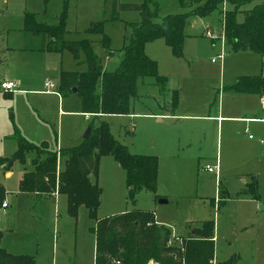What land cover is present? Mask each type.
Returning <instances> with one entry per match:
<instances>
[{"label": "rangeland", "instance_id": "rangeland-1", "mask_svg": "<svg viewBox=\"0 0 264 264\" xmlns=\"http://www.w3.org/2000/svg\"><path fill=\"white\" fill-rule=\"evenodd\" d=\"M7 1L0 0V80L18 76L29 83L28 86L18 85L21 90H42L46 80L57 83L60 70H85L82 53L76 60L67 49L51 54L32 50L39 41L20 30L24 12H31L39 22L54 24L63 0H49L46 13L49 1L46 4L44 0ZM117 1L139 3L142 0ZM155 2L160 15L190 9L178 7V0ZM258 3L264 0L242 4L240 9L246 10ZM111 4L112 0H70L65 18L64 38L90 42L106 71H113L122 59L123 39L129 33L125 22L139 18L136 11H119L117 20H111ZM221 8L222 3H219L217 9L200 18L198 29L192 27L193 17L189 19L184 26L186 36L180 56L174 55L162 38L145 44V54L156 61L157 72L166 77L165 88L169 92L166 99L171 89H178L179 98L173 112L179 105L180 113L193 117L173 116L161 122L153 117L127 114L104 117L113 137L130 153L157 156L155 190H141L131 205L126 198L125 172L108 155L100 156L97 176L90 179L97 182L101 192L97 218L115 216L133 208L151 211L170 234L178 235V240L195 232L202 221L213 220L210 264L225 260L233 252L239 255L238 264H264V125L228 123L222 119L217 123L207 117L217 114L218 97L220 95L219 103H222L225 96L222 91L218 92L224 77L222 69L226 75L248 70L253 71V75L259 74L262 65L257 61L262 55L235 53L218 36L222 28L221 13H218ZM230 8L227 2L223 6L224 10ZM237 18L241 21L242 13H238ZM97 23L99 29L87 31L90 25ZM206 30L214 38L205 36ZM103 37L108 39V49L102 43ZM220 52L223 53L221 63L216 59ZM244 54L250 56V61H245ZM192 56L197 57V61L192 62ZM211 58L216 60L211 62ZM227 79L230 78H224ZM140 81L145 84L140 85ZM152 82L150 77L138 80L139 92L156 96L157 88ZM20 89L11 94L0 91V157L11 158L15 151L16 141L12 136L15 129L35 144L47 141L52 149L81 142L89 119L80 113V99L75 93L61 97L58 102L56 93L44 95ZM225 93V104L231 102L230 95H237ZM145 105L134 102L131 111L147 112L149 108L157 111L149 98ZM223 107L221 114L227 115L226 106ZM230 108L234 109L235 105ZM66 109L79 112H59ZM31 157L32 153L26 154L24 165L27 168H30ZM215 157L217 178L204 169L206 164L214 166ZM24 165L14 160L10 170L0 169V184L6 190L9 203L8 208L0 207L5 208L0 212L1 246L9 252L33 255L36 264H94V235L90 230L94 221L89 218L87 209L80 206L75 215L68 213L63 194L33 207L30 193H17ZM8 170L7 176L4 172ZM250 172L257 177L259 199L253 200L241 193L245 189L242 180L248 181L246 175ZM222 194L224 196L220 197ZM159 199L166 202L160 203ZM180 251L182 255L183 246ZM181 257L177 258L184 264ZM148 264H153V260Z\"/></svg>", "mask_w": 264, "mask_h": 264}, {"label": "trees", "instance_id": "trees-1", "mask_svg": "<svg viewBox=\"0 0 264 264\" xmlns=\"http://www.w3.org/2000/svg\"><path fill=\"white\" fill-rule=\"evenodd\" d=\"M48 1L44 0L45 4ZM251 1L224 0L231 8L223 12V0H178V7L190 8L189 11L160 15L155 0H142L139 3L112 0L111 20H117L119 11H136L139 15L137 20L125 22L129 33L123 39L122 59L113 71L103 69L101 60L86 39L64 38L69 0H63L62 10L54 24L39 22L34 14L24 13L21 29L38 39V51L58 53L67 49L76 60L80 53L84 55L86 70H60L55 86L61 97L69 95L71 89L76 88L80 112L90 115V129L87 137L79 144L59 147L58 150L50 148L47 141L35 144L15 129L12 136L16 141V149L11 158L0 157V166L10 168L14 160L24 165L26 154L32 153L30 168L25 165L23 167L18 191L33 194L38 202L54 192L63 194L67 211L73 215L80 206L87 209L89 218L94 221L90 227L94 235V264H148L150 259L153 264H180L181 256L184 264H210L209 260L213 256V220L202 221L195 232L180 237V240H173L168 245L171 234L165 225L156 222L151 211L133 208L115 216L97 218L101 192L97 182L91 181L90 176H97L100 156L108 155L125 172L126 198L131 205L141 190H155L157 156L130 153L113 137L102 116L129 114L133 102L140 98L137 92L138 80L145 77L152 78V84L158 88L159 94H164L166 77L157 72L156 61L145 54V43L162 38L172 53L180 56L186 36V23L191 17L209 15L217 9L219 3H222V8L218 10L223 17L222 36L231 50L263 54L264 3L254 4L246 10L240 9L242 4ZM238 13L243 15L241 21L237 18ZM99 28L97 23L95 26L90 25L87 31ZM102 43L108 49L107 37H103ZM224 89L233 93L264 96V73L239 76ZM178 98V91L172 90L166 107L173 111ZM243 193L252 199H259L258 182L254 176H251V182L246 185ZM5 196L6 191L0 184V207ZM2 235L0 230V242ZM182 246L184 252L181 255ZM239 259V255L233 252L216 264H238ZM0 264L36 263L33 255L11 253L0 243Z\"/></svg>", "mask_w": 264, "mask_h": 264}, {"label": "crops", "instance_id": "crops-1", "mask_svg": "<svg viewBox=\"0 0 264 264\" xmlns=\"http://www.w3.org/2000/svg\"><path fill=\"white\" fill-rule=\"evenodd\" d=\"M4 2H8L7 0H4ZM69 2H70V0H69ZM69 2H68V8H69ZM50 3V1L47 3V5L45 6V12L44 13H46V11H47V9H48V4ZM224 6H225V2H224ZM2 10V6H1V8H0V11ZM225 10L223 9V12H224ZM24 13H26V12H24ZM24 13H23V15H24ZM31 13V12H30ZM23 15H22V17H23ZM68 16V15H67ZM35 17H37V16H35ZM221 18L223 19V17L221 16ZM57 22V17H56V21L54 22V23H56ZM197 22H200V24H199V26L196 28L195 27V25H196V23ZM192 27L194 28V29H198V28H200V26H201V21H200V18H196V17H194L193 18V20H192ZM222 25H223V20H222ZM22 28V24H21V27H20V30H22L21 29ZM67 32V31H66ZM26 35V34H25ZM29 35V34H28ZM205 35V34H204ZM30 36V35H29ZM218 36H222V28L220 29V32H219V34H218ZM31 37V36H30ZM222 39H223V36H222ZM38 40V39H37ZM35 41H36V38H35ZM146 44V43H145ZM38 45L36 46V47H33L32 48V50H36V51H38ZM144 49H145V45H144ZM149 49H150V47H149ZM40 52H44V51H40ZM46 53H49V54H51L52 52H46ZM235 53H239V52H235ZM240 53H253V52H249V51H240ZM255 54H258V53H255ZM262 56L259 58V61H257L258 63H260L261 65H262V70L260 71V73L259 74H255V75H253V71H250V70H248V71H239V73L237 74V73H228L227 75L225 74V70H224V68L222 69V71H221V74H222V82L219 84V85H221V87H219L218 88V92H220V91H222V94L223 95H225V96H223L224 98H223V101H222V103H219L220 102V95H219V97H218V106H217V108H216V115L215 116H207L208 118H214L215 120H216V122L217 123H219V120L220 119H222V120H226L228 123H244L245 125H247V123H250V124H252V123H257V124H259V125H264V102H263V97L264 96H260V95H258V94H254V93H249V94H244V93H235V94H237L236 96L235 95H230V97H232L231 98V102H226V104L224 103V101H226L227 99H226V93L225 92H227L224 88L225 87H227V86H229V85H231L232 83H234L235 82V80L237 79V77H239V76H245V75H247V76H256V75H261V74H263L264 73V53L263 54H261ZM243 58L244 59H246L245 61H250V56H248L247 54H244V56H243ZM212 59V58H211ZM210 59V60H211ZM216 60V59H215ZM222 60H223V58L221 59V60H219V63H221L222 62ZM191 61L192 62H194V61H197V57H195V56H192L191 57ZM211 62H213L212 60H211ZM0 63H1V61H0ZM254 63H256V61H254ZM254 63H252L251 65H253V68H254V66H255V64ZM222 65V64H221ZM104 69V68H103ZM85 70H86V68H85ZM105 70V69H104ZM232 74V75H231ZM160 75H162V74H160ZM231 75V76H230ZM164 76V75H163ZM4 77V76H3ZM58 78V77H57ZM224 78H230V79H227V81H225L224 80ZM4 80H9V81H13V82H15L17 85H19L20 86V84H24V85H26V86H28L29 85V83H27V82H25L24 80H27V79H21V78H19L18 76H16V77H12V78H2L1 80H0V82L1 81H4ZM45 82H51V83H53L52 81H50V80H46ZM44 82V83H45ZM140 83V85H144L145 84V82H143V81H140L139 82ZM54 85H56L55 83H53ZM147 84H151V83H147ZM157 88V87H156ZM19 89H20V87H19ZM18 89V90H19ZM45 89V88H44ZM44 89L42 88V90H38V89H25V90H21L22 92L24 91V92H29V91H32V92H35V93H40V94H52V95H55V93H46V92H44ZM166 89V88H165ZM171 90H174V89H171ZM170 90V91H171ZM177 91H178V89H176ZM137 92H138V95L140 96V98L138 99V100H136V101H134V102H136V103H138L139 105H144V106H146L145 105V100H146V98H149V101L153 104V107H156L157 108V111L156 112H153V111H151V109L149 108L148 109V111L147 112H140V113H134V112H130L129 114H127L129 117H136L137 115L138 116H145V117H153V118H156V121L157 122H161V120L162 119H172L173 118V116H176V118H182V117H193V116H189V115H184V114H182V113H180L179 112V105H178V108L175 110V112H173V111H171V110H169L167 107H166V104H167V102H168V98L166 99V95H167V92L168 91H165V93L164 94H159V91H158V88H157V95L156 96H154V95H149L148 93H144V92H139V90H138V84H137ZM229 92V91H228ZM169 93V92H168ZM231 93H233V92H231ZM56 95H57V98H58V102L61 100L60 98H61V96H59L57 93H56ZM170 97V96H169ZM226 99V100H225ZM133 102V103H134ZM180 103V102H179ZM231 105H235V108L233 109V108H230V106ZM223 106H226V112H227V115H222L221 113L224 111V107ZM132 108H133V104H132ZM59 112H64V113H77V112H79V111H73V110H70V109H66V110H59ZM81 113V112H80ZM82 114V113H81ZM261 116H260V115ZM85 118H87V119H90V115H88V114H82ZM107 115H105V116H102V118L104 119V117H106ZM230 124H228V129L230 130V126H229ZM217 128H218V130H219V124H217ZM250 136V135H249ZM259 142L260 143H262V140H259ZM66 146H68V145H66ZM59 147H62V146H59ZM59 147H57L56 146V148H59ZM250 148H252V146H250ZM252 155V154H251ZM264 155V154H263ZM250 156V155H249ZM207 165V164H206ZM214 165H217V172H213L214 173V176L216 177L217 176V174H218V164H217V158L215 157L214 158ZM213 166V165H212ZM24 167V166H23ZM205 167V166H204ZM10 168H11V166H10ZM10 168H9V170H10ZM0 169L1 170H4L1 166H0ZM9 170H8V172L7 171H5L4 173H5V175H9ZM22 172H23V170H22ZM22 172H21V174H22ZM208 172V171H207ZM209 173H212V172H209ZM247 177H248V181H245V180H242L243 182H244V184H245V188H246V185L247 184H249L250 182H251V176H254L256 179H257V177L255 176V173H253V172H250V173H248L247 175H246ZM157 178H158V170H157ZM217 178V177H216ZM257 182H258V180H257ZM157 183V182H156ZM243 190H244V188L241 190V193L243 192ZM6 191V190H5ZM17 193H20L19 191L17 192ZM59 195V193H57V192H54V193H52L50 196H48L47 198H44L41 202H38V201H36L35 200V198L33 197L34 195L33 194H31V198H32V206L33 207H35V206H37V205H41V204H43V203H45V202H48V201H52V200H55L56 199V197ZM220 197L221 196H224V194H222V195H219ZM247 196H249V195H247ZM159 198H162V196H158ZM249 198L250 199H252L250 196H249ZM219 200V199H218ZM253 200H255V199H253ZM5 201H6V203H7V206L5 207V208H8V205H9V203H8V201L6 200V197H5ZM101 201V200H100ZM5 208H1L0 209V212H2V211H4L3 209H5ZM157 223H160V224H162L161 222H158V221H156ZM213 240H214V236H213ZM254 250H257V249H254ZM10 252H12V253H17V254H25V253H23V252H13V251H10ZM29 254V253H28Z\"/></svg>", "mask_w": 264, "mask_h": 264}, {"label": "built area", "instance_id": "built-area-1", "mask_svg": "<svg viewBox=\"0 0 264 264\" xmlns=\"http://www.w3.org/2000/svg\"><path fill=\"white\" fill-rule=\"evenodd\" d=\"M223 6H224V0H223ZM204 34L207 37L214 38V36H212V34L208 30H206ZM222 58H223V53L220 52L216 56V59L221 60ZM211 60L212 61H215L214 58H212ZM44 87H45L44 92H46V93H57L56 92V86L53 83H51V82H45L44 83ZM0 89L3 92H15V91H18L19 87L13 81L4 80V81H1L0 82ZM263 102H264V97H263ZM204 169L206 171H208V172H217V165L210 166V165L207 164V165H205ZM6 206H7V204L4 201L2 203V207H6ZM171 236H172V239L169 238V240L167 241V244L168 245H171L172 242H173V240H178L179 239V237H177L178 235H176L174 232H171ZM116 264H118V262H116Z\"/></svg>", "mask_w": 264, "mask_h": 264}, {"label": "water", "instance_id": "water-1", "mask_svg": "<svg viewBox=\"0 0 264 264\" xmlns=\"http://www.w3.org/2000/svg\"><path fill=\"white\" fill-rule=\"evenodd\" d=\"M199 24H200V22H197L196 25H195V27L197 28V27L199 26ZM71 91H72V93H75V92H76V88L73 87V88L71 89ZM89 129H90L89 127L86 128L85 133H84V135H83V138H86V137H87V135H88V133H89ZM159 202H160V203H165L166 200H165V199H159Z\"/></svg>", "mask_w": 264, "mask_h": 264}]
</instances>
